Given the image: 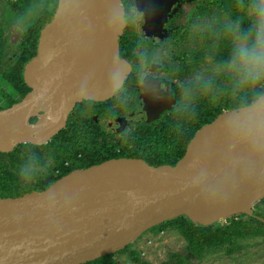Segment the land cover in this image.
I'll return each instance as SVG.
<instances>
[{
  "label": "water",
  "instance_id": "1",
  "mask_svg": "<svg viewBox=\"0 0 264 264\" xmlns=\"http://www.w3.org/2000/svg\"><path fill=\"white\" fill-rule=\"evenodd\" d=\"M134 1L147 35H157L178 0ZM125 26L122 0L58 1L24 67L30 91L0 110V153L45 145L76 104L103 102L122 87L131 72L119 55ZM163 108L145 106L144 116ZM252 114L259 120L248 119ZM262 200L264 94L197 131L175 166L113 159L42 192L0 198V264H85L166 221L184 216L210 226L252 216Z\"/></svg>",
  "mask_w": 264,
  "mask_h": 264
},
{
  "label": "trees",
  "instance_id": "2",
  "mask_svg": "<svg viewBox=\"0 0 264 264\" xmlns=\"http://www.w3.org/2000/svg\"><path fill=\"white\" fill-rule=\"evenodd\" d=\"M58 1L44 0L43 5H40L37 0H30L31 9L34 8L37 15L31 16L33 20L27 22L15 44H10V37L5 33L10 30L4 27L6 30L1 32L3 28L0 24V110L20 102L30 91L24 82V67L36 56L40 33L53 19ZM253 2L254 0L205 2L201 9L202 16L212 13L210 7L215 8L213 25L200 33H195L194 37L199 39L200 47L187 49L185 55L181 53L184 59L176 58L178 63L169 69L180 75L183 73L186 78L197 74L206 66H216L219 72L207 81L195 77L191 83H184L177 89L175 106L167 118L156 125L160 130L154 131L151 136L154 147L149 155L145 153L144 157L149 166H175L185 155L187 146L197 131L210 125L225 112L237 111L255 103L264 94V82L239 85L228 70L236 36L248 35L252 29L254 18L252 14L248 16V11L251 10L252 13ZM130 26L126 22L125 31L119 42L132 56L136 44ZM9 49L12 53L6 52ZM121 52L125 53L123 50ZM136 69L138 67L133 64V71ZM132 76L130 74L127 77L112 98L100 103L84 104L87 107L82 106L84 109L80 108L79 113L69 118L67 129H62L47 144L42 146L21 144L9 153H0V198H20L32 192H42L75 170L123 157V154L101 153L97 141L104 134H100L98 130L87 129L85 135L89 138L86 136L84 138L82 136L84 130L79 126V122L83 120L94 122V117L100 119L127 117L134 110L130 105L132 103L130 97L134 90L130 88ZM73 117H78L81 121H74L71 119ZM35 120L31 119V122ZM78 144L83 146L76 148ZM78 154L86 156L87 163L81 160L75 161L72 165H65V160L76 158ZM261 205H264V200L254 206L252 216L238 215L210 226L195 224L181 216L147 231L152 230V233L158 234L172 230L184 240L183 253L178 256L171 255L163 264H190L194 260L202 261L207 254L216 252L230 256L241 249L242 241L261 238L264 242V213ZM130 249L131 244L85 264H118L114 259L115 255L126 252L129 253L131 260H140Z\"/></svg>",
  "mask_w": 264,
  "mask_h": 264
},
{
  "label": "flooded vegetation",
  "instance_id": "3",
  "mask_svg": "<svg viewBox=\"0 0 264 264\" xmlns=\"http://www.w3.org/2000/svg\"><path fill=\"white\" fill-rule=\"evenodd\" d=\"M1 1H3L2 3H5L6 5L4 6V11L6 14H4L3 18H5L11 10H13V14H17V16L20 15L21 19L27 18L26 16H23V13L26 11L27 7H30V2L26 3V0H15V2L19 1L22 4L18 5L19 9H14L13 7H11V4L14 3L12 0ZM25 3L28 6L23 7V4L25 5ZM203 3L205 5L204 0H178L175 3L172 11L169 12L166 16V21L163 24L160 32L157 35H147L146 31L143 29L142 15L137 9L135 1L122 0V5L125 10V22L131 25V34L134 35L133 41L136 44V48L132 52V56H130L127 53L129 50L124 46L121 47L119 42L120 58L130 65V74L133 75L131 81L132 85L130 88H133L134 90L132 92L133 94L130 97L132 102L130 103V105L132 108H134V110H132L127 117L117 116L111 119H100L94 117V122H91L90 120L81 121L78 117L71 118L74 121H81L79 122V126L83 127L84 133L82 134V136L84 138L86 136L85 131L87 129L98 130L100 134H104L103 136H100L97 141L99 150H101L100 152L104 155L110 152L118 155L123 154V157H121L120 159H136L141 160L147 164V162L144 160L145 153L149 155L154 147L151 136L153 135L154 131L160 130L157 129L156 125L161 121L163 122V120L167 118L166 116L170 114L171 109L175 106V93L177 89L182 87V85L185 83V79L193 77L190 75L186 78L183 76V73L180 75L175 71L169 69L171 68V66L178 63L175 60L176 58L184 59L183 55H180L181 53L185 55L187 49H194L189 44L190 46H187L185 50H179L177 56H172L171 60L169 51L181 45L182 42H184V39H187L188 36V33H178L179 29H175V24H177L176 21L181 16H183V18H185L189 22L192 21L193 15L199 18L203 17V11L201 10L204 6ZM129 14H131L132 17H130ZM13 25L15 24L12 23L11 26ZM16 27L17 26H15V28ZM17 28L18 30L20 29L19 27ZM10 29L11 27L9 28V30ZM21 32L22 30H19V36ZM6 35L8 36V34ZM122 50L125 53L121 52ZM133 64H135V67H138V69L133 71ZM180 79L182 81V84L179 82ZM193 80L194 78H192V81ZM118 91L119 90H117L114 95ZM153 101L155 104L153 103ZM87 102L94 101H82L76 104V106L67 117L64 129H67L69 118L74 114L79 113L80 110L84 109L81 107L84 106V104H86ZM145 106L147 108H164L154 113L152 116H149V118H145ZM86 137L89 138L88 135ZM82 146L83 145L78 144L76 145V148ZM86 159V156L78 154L76 158L72 157L65 160V165H72L75 163V161L80 162L81 160H84L86 162Z\"/></svg>",
  "mask_w": 264,
  "mask_h": 264
},
{
  "label": "rangeland",
  "instance_id": "4",
  "mask_svg": "<svg viewBox=\"0 0 264 264\" xmlns=\"http://www.w3.org/2000/svg\"><path fill=\"white\" fill-rule=\"evenodd\" d=\"M11 4V7L14 9H19V1ZM0 0V24L2 26V31L10 29V32H5L10 36V44H15L18 41L19 30H23L27 26V22H31L33 18L31 16L37 15L34 12V8L31 9L27 7L26 11L23 13V16H30L25 19H21V16H17V14H13V10L9 11L5 18L4 14V6L5 3ZM26 3L30 2V0H26ZM40 5H43L44 0H37ZM206 2V0H204ZM18 3V4H17ZM23 4V7L27 6V4ZM204 5V3H203ZM212 13H208L205 16L199 18L193 15L192 21H188L183 16L177 19V24H175V29H179L178 33H188L187 39H184L181 45L176 48H173L169 51V56L172 60V56H177L179 50H185L187 46L193 47L194 49L200 47L199 39L194 37L195 33H200L205 28H209V26L213 25L214 22V7H210ZM23 10V9H22ZM21 10V11H22ZM251 15V10L248 11V16ZM4 22V23H1ZM14 23L15 25L11 26ZM15 26L19 27L20 29ZM238 36H236L237 39ZM235 39V40H236ZM190 44V45H189ZM7 53H12V50H6ZM167 61V60H166ZM208 61L210 59L208 58ZM229 70V69H228ZM227 70V71H228ZM219 69L216 66H206L202 67L197 74L193 75L188 79H185V83H191L192 78L197 77L198 79L202 78L206 81L211 78L214 74H217ZM199 75V76H198ZM182 84L180 79L179 81ZM180 84V85H181ZM1 100V97H0ZM3 110V109H2ZM259 204V203H257ZM256 204V205H257ZM262 211L264 213V205H261ZM224 222V220L222 221ZM147 231L141 237L137 238L135 241L131 243L130 251H134L140 260L133 261L130 259L129 253H123L121 255H115V258L118 264H163L166 263L171 255H180L184 251V240L178 235L175 231L166 230L161 233H152ZM241 249L239 251H235L230 256H227L223 252H216L212 254H207L202 261H192L190 264H264V242H262L261 238L250 239L241 242Z\"/></svg>",
  "mask_w": 264,
  "mask_h": 264
},
{
  "label": "clouds",
  "instance_id": "5",
  "mask_svg": "<svg viewBox=\"0 0 264 264\" xmlns=\"http://www.w3.org/2000/svg\"><path fill=\"white\" fill-rule=\"evenodd\" d=\"M251 9L252 29L237 37L228 65L239 85L264 82V0H254ZM248 119L259 120V116L252 114Z\"/></svg>",
  "mask_w": 264,
  "mask_h": 264
},
{
  "label": "bare ground",
  "instance_id": "6",
  "mask_svg": "<svg viewBox=\"0 0 264 264\" xmlns=\"http://www.w3.org/2000/svg\"><path fill=\"white\" fill-rule=\"evenodd\" d=\"M65 125H66V124H65ZM223 218H225V216H224V215H221L220 219H223Z\"/></svg>",
  "mask_w": 264,
  "mask_h": 264
}]
</instances>
